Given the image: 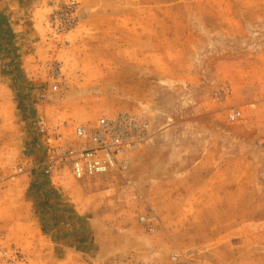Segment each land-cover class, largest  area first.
Masks as SVG:
<instances>
[{
	"label": "rangeland",
	"instance_id": "374dc122",
	"mask_svg": "<svg viewBox=\"0 0 264 264\" xmlns=\"http://www.w3.org/2000/svg\"><path fill=\"white\" fill-rule=\"evenodd\" d=\"M62 1L0 0L5 243L22 264H63L61 245L85 264H264V0H77L57 36ZM120 113L150 123L123 173L42 174L38 114L70 141Z\"/></svg>",
	"mask_w": 264,
	"mask_h": 264
},
{
	"label": "built area",
	"instance_id": "2783aa9c",
	"mask_svg": "<svg viewBox=\"0 0 264 264\" xmlns=\"http://www.w3.org/2000/svg\"><path fill=\"white\" fill-rule=\"evenodd\" d=\"M77 0L58 2L54 13L48 20V28L57 36H65L76 25ZM48 78L52 81L49 91H58L60 68L54 63L47 66ZM40 97H44L40 93ZM240 112L229 115L232 121L241 120ZM69 128L67 122L55 126L49 125L46 118L38 114L35 117V132L43 147L44 156L39 164L44 175L50 176L60 170H67L74 180H83L118 171L123 173L128 157L144 146L150 135V123L144 117H135L120 113L113 117L100 116L92 125L74 126L68 142L64 136ZM24 165L20 164L18 172ZM153 219L140 216L139 222L149 226ZM21 249L15 244H6L0 236V264H22ZM171 261H177L173 254Z\"/></svg>",
	"mask_w": 264,
	"mask_h": 264
},
{
	"label": "crops",
	"instance_id": "0c3cea01",
	"mask_svg": "<svg viewBox=\"0 0 264 264\" xmlns=\"http://www.w3.org/2000/svg\"><path fill=\"white\" fill-rule=\"evenodd\" d=\"M262 57H264V56H262ZM248 100H250V102L251 101H253L252 99H257V97L255 96L254 98H253V94H252V91L251 90H249V93H248ZM262 101H264V100H255L254 102L255 103H262ZM68 172V171H67ZM43 174V173H42ZM69 174V173H68ZM56 175V174H55ZM70 175V174H69ZM46 176V175H45ZM51 176H54V174H52ZM47 177H49V178H51L52 179V177H50V176H47ZM71 177V176H70ZM72 178V177H71ZM73 179V178H72ZM87 179H89V178H87ZM91 179V178H90ZM84 180V179H83ZM60 238H61V240H60V242H63L64 241V239L62 238V236H59ZM59 248H61L62 249V256L61 257H59L60 258V260L63 262V264H85V263H82V262H80V257L78 256V254L76 253V251L75 250H71V249H67V248H64L62 245H61V247H59ZM47 256L49 255L48 253L46 254ZM51 255H52V258H53V256H54V252L53 253H51ZM71 260H72V262H71Z\"/></svg>",
	"mask_w": 264,
	"mask_h": 264
}]
</instances>
